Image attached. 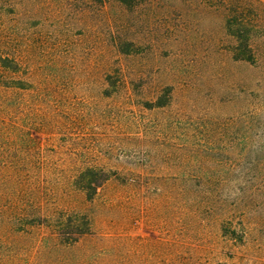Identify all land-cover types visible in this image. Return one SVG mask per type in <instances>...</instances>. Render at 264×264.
Returning a JSON list of instances; mask_svg holds the SVG:
<instances>
[{
    "label": "rangeland",
    "instance_id": "1",
    "mask_svg": "<svg viewBox=\"0 0 264 264\" xmlns=\"http://www.w3.org/2000/svg\"><path fill=\"white\" fill-rule=\"evenodd\" d=\"M104 10L4 12L0 53L18 61L0 66V216L35 222L0 264H60L38 254L72 210L90 232L64 264H264V23L249 64L232 58L223 9L152 0L129 13L122 54L103 22L119 8ZM87 167L91 200L76 182Z\"/></svg>",
    "mask_w": 264,
    "mask_h": 264
},
{
    "label": "trees",
    "instance_id": "2",
    "mask_svg": "<svg viewBox=\"0 0 264 264\" xmlns=\"http://www.w3.org/2000/svg\"><path fill=\"white\" fill-rule=\"evenodd\" d=\"M150 1L152 0H0V22L4 18V12L13 14V18L15 19L26 17L46 20L49 17H53L80 21V19L90 16L93 19L98 18V20H103L105 6L115 3L119 8L118 15L104 19L103 22L108 27L113 26L116 32V35L111 33L112 37L115 36L113 42L117 50L124 54L126 51L122 47L124 46L122 35L124 34V24L129 19V13L136 11L143 2L149 3ZM202 1L204 5L214 11L223 9L225 30L234 39V44L230 49L233 60L256 64L257 56L253 48L252 33L258 25L264 23V15L260 9V3L254 0ZM77 2H83V5L76 7L74 4ZM0 33L4 34L2 30H0ZM129 43L130 46H134L133 42L130 41ZM8 60H11L15 64L18 58L8 51L5 54L0 53V66L8 68L9 64L6 63ZM94 173L95 169L87 167L80 171L76 182L80 183V181L89 178ZM78 186L85 191L86 199L91 200L96 191V186L91 185L89 180L84 184L80 183ZM34 222L35 220L33 221L24 215L16 213H10L7 217L0 216V255L7 254L6 256H11L18 251L12 245L14 244L13 238L16 232L25 231V228ZM52 222L53 226H51L57 230L58 235L53 241L45 239L42 243L38 254V263L46 261L49 256H53L55 260L61 261L60 264H64L63 260L67 248L77 244L81 235L90 232V219L86 213L73 210L59 211ZM221 229L223 233L232 239L241 241L242 235L232 228L229 222H226L225 225L223 224ZM76 262L83 264L78 259Z\"/></svg>",
    "mask_w": 264,
    "mask_h": 264
}]
</instances>
